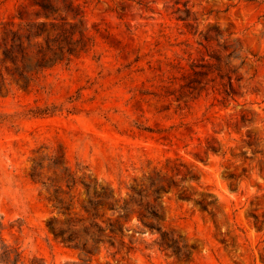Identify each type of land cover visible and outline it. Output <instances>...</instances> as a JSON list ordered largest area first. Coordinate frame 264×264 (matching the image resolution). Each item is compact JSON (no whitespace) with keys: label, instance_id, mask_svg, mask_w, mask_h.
Returning <instances> with one entry per match:
<instances>
[{"label":"rangeland","instance_id":"rangeland-1","mask_svg":"<svg viewBox=\"0 0 264 264\" xmlns=\"http://www.w3.org/2000/svg\"><path fill=\"white\" fill-rule=\"evenodd\" d=\"M44 2L0 0V35L72 26L84 52L27 87L0 46V264H264V0ZM70 219L121 231L85 257L48 228Z\"/></svg>","mask_w":264,"mask_h":264},{"label":"trees","instance_id":"trees-1","mask_svg":"<svg viewBox=\"0 0 264 264\" xmlns=\"http://www.w3.org/2000/svg\"><path fill=\"white\" fill-rule=\"evenodd\" d=\"M44 1L46 2L35 4L40 8L41 14L47 18L48 15L57 12L58 9L51 4L50 0ZM62 10L72 13L73 16L79 15V7H73L72 4H64ZM185 13L187 17L189 15L188 11H185ZM17 16L21 21L22 16L19 12ZM51 28L55 29L56 27L51 25ZM57 31L53 37H49V31H47L44 22H27L19 23L16 29H13L10 25L0 35L3 60L11 62L14 67L13 71L27 87L33 84L34 77L39 73L56 65L68 63L77 53L84 52L82 40L80 38L74 39L72 26L69 29L58 27ZM38 38H42L43 44L33 43ZM111 200L99 199L97 202H94L92 199H88V206L83 207L84 211L95 219L97 218L95 213V210L97 212L96 207L103 205L101 204L102 201L111 210L115 209L116 203V209L122 211L121 217L126 219V214L129 211V203L122 201V199H117L115 202ZM156 200L154 199V201ZM138 205L141 206L140 203ZM201 208L205 210L206 205H202ZM144 210L147 216L143 215L141 217L150 218L152 221L143 222L140 220L141 224L148 230L155 231L159 234V239L155 242L158 249L160 251L172 249L174 255H178L181 252V247L173 238V235L162 231V228L157 225L159 221L163 220L161 207L147 203ZM91 211L94 212L91 213ZM116 223L108 222V228L105 229L95 221H91L88 227L83 228L82 233L71 229V219L67 221V228H56L53 223H49L48 228L61 243L68 245L71 249L80 251L85 257H92L94 252H99L106 243L113 244L111 241L113 236H116V230L121 231L120 225L117 224L115 228ZM120 243L122 245L126 244L124 239H120ZM81 261L87 263L89 260L82 258Z\"/></svg>","mask_w":264,"mask_h":264}]
</instances>
